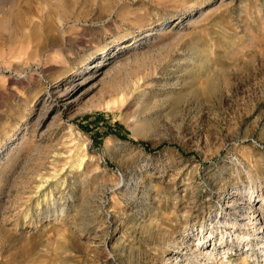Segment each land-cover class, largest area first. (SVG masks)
Listing matches in <instances>:
<instances>
[{
  "label": "rangeland",
  "instance_id": "374dc122",
  "mask_svg": "<svg viewBox=\"0 0 264 264\" xmlns=\"http://www.w3.org/2000/svg\"><path fill=\"white\" fill-rule=\"evenodd\" d=\"M235 199L264 200V0H0V264H203L224 222L254 264Z\"/></svg>",
  "mask_w": 264,
  "mask_h": 264
},
{
  "label": "bare ground",
  "instance_id": "6f19581e",
  "mask_svg": "<svg viewBox=\"0 0 264 264\" xmlns=\"http://www.w3.org/2000/svg\"><path fill=\"white\" fill-rule=\"evenodd\" d=\"M235 191H233V193H234ZM253 193V192H252ZM251 197V198H250ZM254 196H249V198H248V200L250 199L252 202H253V200H254V198H253ZM232 199H234V198H232ZM237 200L235 199V200H231V204H229V206L230 207H232L233 209H235V211L236 212H238V211H240V213L241 212H244V213H246V214H240V217H241V220H243V222L242 223H245L246 225H248V224H252V220L253 219H256V217H258V215L261 217L262 216V209H264L263 207H264V200L262 199V201H261V205L259 204V207H256V208H254L252 211H243L244 210V208L246 209L247 207H245V206H240V204H238V205H236L235 206V203L237 204V202H236ZM248 204H251L252 205V203L250 202V203H248ZM254 204V203H253ZM238 208H239V210H238ZM250 209H252V208H250ZM233 211V210H232ZM255 211H258L257 213H254ZM244 220H246L245 222H244ZM254 221H257V220H254ZM223 223V222H222ZM221 223V224H222ZM263 223V222H262ZM207 224H210L211 225V223H207ZM224 224H225V226H227V227H231L232 226V228H233V230H232V232H228L227 233V235H225V237L226 236H228V239H226V238H223V233H221V231H220V235H221V238L220 239H222V240H220L221 242H219V241H217V243H215V242H208V244L206 245V246H204V248H206V250L205 251H203V256H202V261H203V264H210V263H215L216 261H218L219 260V258H221V261H220V263H216V264H223L222 263V261H224V262H227V260L228 259H230L229 258V256L228 255H226L225 254V250L227 251L228 249H231V246H234V249L236 248V249H238L239 248V245H241V244H239V241L240 240H238V238H237V236H235V235H231V233H234V231L236 230L235 229V226L233 227V225H234V222H224ZM260 225H261V223H260ZM203 226V225H202ZM206 227V226H205ZM224 227V226H223ZM226 227V228H227ZM260 227V226H259ZM264 227V226H263ZM209 228V227H208ZM214 229V228H213ZM235 229V230H234ZM263 229V228H262ZM205 230V229H204ZM222 230V229H221ZM214 231V230H213ZM237 231V230H236ZM263 230H261V228L258 230V231H256V233H261ZM206 232H208V234L206 235ZM206 232H204L203 234H202V232H201V228L199 227V229L197 228L196 229V234H195V236H196V239L195 240H199L200 242H198V244L200 245V247L201 246H203L202 244L203 243H205V242H207V241H209V240H212L213 239V236H211L210 235V230H206ZM236 233H238V232H236ZM253 233V232H252ZM264 233V232H263ZM229 234H230V236H229ZM255 234V233H254ZM253 234V237H251V234L249 235V236H244L243 235V237H245L244 238V240L245 239H248V241L249 240H253L252 241V243H250V241H249V244H248V248L246 249V250H249L250 252L248 253L249 254V256H250V259L252 260L251 262H253L254 264L256 263V255H257V253L259 254L260 252L262 253L263 251V248H264V237H263V235H260V234H257V235H254ZM233 237H236L237 239H235V238H233ZM242 237V238H243ZM241 238V239H242ZM215 241V240H214ZM241 241H243V240H241ZM247 241V242H248ZM224 243V244H223ZM211 245V248L210 249H207V247L209 248V246ZM213 248H216V250L217 251H220V248L221 249H223V253H222V255H220V257L219 258H216L217 256H214L217 252H214V250H213ZM233 248V247H232ZM200 249V248H199ZM235 249V250H236ZM246 250H245V252H246ZM230 251V250H229ZM228 251V252H229ZM234 251V250H233ZM227 253V252H226ZM260 253V254H261ZM218 254V253H217ZM219 254H220V252H219ZM262 254H264V253H262ZM261 254V255H262ZM230 255V254H229ZM249 256H248V258H249ZM264 256V255H263ZM244 257V256H243ZM242 257V258H243ZM197 258V257H196ZM263 259V261H264V258H262ZM191 261H190V263L186 260V262H188V263H186L185 262V264H194L195 262H196V259H190ZM229 261V260H228ZM259 261V260H258ZM262 261V260H261ZM247 262V259L244 257L243 259H242V264H249V263H246ZM260 263V262H259ZM258 263V264H259ZM225 264H230L229 262H227V263H225ZM233 264V263H232Z\"/></svg>",
  "mask_w": 264,
  "mask_h": 264
}]
</instances>
